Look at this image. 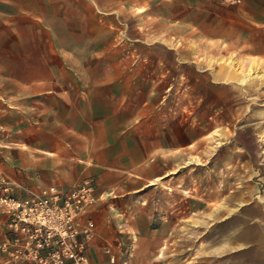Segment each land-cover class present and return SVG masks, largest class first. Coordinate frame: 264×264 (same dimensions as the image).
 <instances>
[{
    "label": "rangeland",
    "instance_id": "374dc122",
    "mask_svg": "<svg viewBox=\"0 0 264 264\" xmlns=\"http://www.w3.org/2000/svg\"><path fill=\"white\" fill-rule=\"evenodd\" d=\"M194 2L87 0L71 21L79 34L55 37L72 51L49 53L48 69H17L54 90L0 100V179L33 189L94 181L83 216L94 222L90 264H264V68L233 51L214 79L207 65L223 73L227 58L208 42L214 5ZM83 91L94 116L75 114ZM24 135L58 153L33 150L31 167L1 144ZM8 216L0 202V241ZM0 264L21 263L0 250Z\"/></svg>",
    "mask_w": 264,
    "mask_h": 264
},
{
    "label": "crops",
    "instance_id": "0c3cea01",
    "mask_svg": "<svg viewBox=\"0 0 264 264\" xmlns=\"http://www.w3.org/2000/svg\"><path fill=\"white\" fill-rule=\"evenodd\" d=\"M208 1L209 4L214 5L208 7V13L215 23L214 32L207 33L210 37L208 42L214 45L221 43L224 46L222 55L227 56L221 62L223 73L207 65L208 73L212 74L214 79L217 75L226 76L227 65L225 66L224 63L233 56H228L227 53L233 51H236L238 59H243L246 63L254 59L258 62V68L263 69L264 0H241L238 5H228L221 0ZM195 2L199 3L200 0H195ZM81 4L85 14L87 0H0V69H13V72L0 71V85H5L4 90H0L1 101L33 100L37 98L38 93L43 95L54 90V82L49 78L40 80L36 76L24 79L22 72L17 69H48L54 66V60H48L49 53L54 56L56 51L70 52L73 50L71 43L57 47L55 37L59 35L71 37L79 34L72 31L71 21L76 19V13L80 18ZM234 36L237 38L235 39ZM208 49L210 51V46ZM196 52L198 54V50ZM78 99L82 107H76L75 114L94 116L93 96L83 91ZM18 106H21L19 108L22 110L37 108L34 102L18 103ZM116 111L118 109L112 110L111 115L108 116L118 113ZM106 120L103 119L100 123ZM0 126L7 128L3 123H0ZM1 144L14 146L21 154H28L30 156L28 164L31 167L35 164L32 159L35 154L33 150H45L51 154L58 153L55 148H50V145L43 141L40 142L34 136L24 135L15 141H2ZM137 175L143 176L144 174ZM139 178L137 179L141 180ZM159 182L163 184L162 180ZM144 184L139 183L138 187L131 188V190H136Z\"/></svg>",
    "mask_w": 264,
    "mask_h": 264
},
{
    "label": "built area",
    "instance_id": "2783aa9c",
    "mask_svg": "<svg viewBox=\"0 0 264 264\" xmlns=\"http://www.w3.org/2000/svg\"><path fill=\"white\" fill-rule=\"evenodd\" d=\"M238 5L241 0H221ZM1 195L9 212L10 235L0 241L6 261L21 264H90L87 247L94 233L92 219H83L96 200V185L82 179L67 186L40 189L0 179ZM110 251V248H106ZM114 252L110 251L113 261Z\"/></svg>",
    "mask_w": 264,
    "mask_h": 264
},
{
    "label": "trees",
    "instance_id": "16d2710c",
    "mask_svg": "<svg viewBox=\"0 0 264 264\" xmlns=\"http://www.w3.org/2000/svg\"><path fill=\"white\" fill-rule=\"evenodd\" d=\"M246 131L248 132L249 131V129L248 128H246ZM238 133H239V135H244L243 133H241V131H238ZM238 139H239V141L242 143V144H244V146H246V141L243 139V138H239L238 137ZM247 147V146H246Z\"/></svg>",
    "mask_w": 264,
    "mask_h": 264
}]
</instances>
